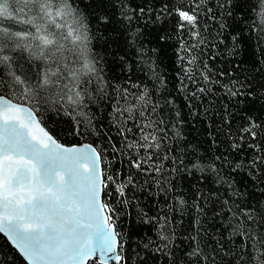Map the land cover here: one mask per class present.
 Instances as JSON below:
<instances>
[{"label": "snow or ice", "instance_id": "1", "mask_svg": "<svg viewBox=\"0 0 264 264\" xmlns=\"http://www.w3.org/2000/svg\"><path fill=\"white\" fill-rule=\"evenodd\" d=\"M245 4L250 11H256L255 20L247 13L239 21L234 17L233 10L243 12ZM118 7L120 20L115 22L124 23L133 45L143 35L135 22L145 16L154 15L157 21L162 16L171 17L173 31L187 37L178 49L183 76L177 74L182 84L180 91L188 92L185 99H198V94L211 91L208 84H219L232 97L244 95L235 80L226 83L212 80L213 75L223 77L224 73H212L198 53L202 55L200 46L206 43V21L216 25L217 37L227 32L226 38L232 42L229 51L240 48L241 40L246 39L243 35L246 29L255 33L258 43L264 41V0H161L159 13L153 12L148 0L143 5L120 0ZM95 20L113 23L106 15L96 16ZM89 31L88 20L76 7L75 0H0V233L30 264H96L97 260L103 264L109 261L125 264L121 254L123 237L116 223L119 214L107 198L114 192L117 198H123L119 203H129L127 191L129 186L135 187L131 169L151 176L153 183L171 191L169 182L160 177L167 171L163 161L174 162L176 158L160 151L169 148L167 130L164 120L153 116L158 115L159 105L151 103L147 86L138 95L125 89L124 103L115 108L117 114L125 117V124L128 120L138 121L137 138L125 144L134 153L128 157L127 172L105 171L101 167L103 150L98 151L92 144L60 143L45 126L42 114L38 115L44 105L66 102L72 111L65 114L72 117L75 134L85 136L94 130L91 118L81 110L88 106L85 96H92L87 85L99 76L97 61L89 47ZM165 38L158 37L161 41ZM20 52L27 53L33 68L39 64L33 76L18 74L19 65L13 53ZM181 52L183 55H179ZM137 54L146 55L143 49H137ZM154 76L163 82L155 72ZM189 83L194 90L189 89ZM247 95H254L250 86ZM129 96L134 99L129 100ZM240 119L245 123L237 129L236 140L230 147L237 152L251 148L255 156L246 162L243 159L236 162L232 170L247 169L249 175L259 172L264 182L261 171L264 145L249 144L246 139L256 141L264 136V123L251 116ZM120 134L127 141L123 128ZM220 159L215 157L207 167L217 172L215 162ZM191 167L202 170L205 165L193 161ZM184 203L179 200L180 205ZM227 204V200L223 201V206ZM240 214L248 223L231 226L232 234L241 240L235 252L226 251L219 242L216 247H201L197 233L191 236L189 250L182 258L184 264H218L217 256L222 260L229 254L233 256V264H264V231L257 232L253 227L259 216L264 228V208L249 206L240 209ZM232 215L235 217L236 213ZM150 222L157 226L161 241L156 252L167 257L169 264H180L179 258H173L175 236L170 215L151 217Z\"/></svg>", "mask_w": 264, "mask_h": 264}, {"label": "trees", "instance_id": "2", "mask_svg": "<svg viewBox=\"0 0 264 264\" xmlns=\"http://www.w3.org/2000/svg\"><path fill=\"white\" fill-rule=\"evenodd\" d=\"M148 2L153 12L159 13L161 0ZM119 3L120 0H115L114 3H109L108 0H75L76 7L88 20L89 47L99 69V76L93 77L92 83L87 85L92 93L91 98L85 96L88 106L81 109L91 118L94 130L85 136L76 135L72 117L65 114V111H72L66 102L51 107L44 105L39 108L38 115L42 114L45 126L60 142L67 145L89 142L98 151L102 149L105 171L119 169L122 173L127 172L130 168L128 157L134 153L126 149L125 144L137 138L138 121L128 120L125 124V117L117 114L115 108L124 103L122 93L125 89L138 95L141 88L147 86L151 92V103L159 105L158 115L153 116L162 118L167 130L166 143L169 148H162L160 151L168 152L176 159L174 162L163 161L167 171L160 177L162 181L169 182L171 191L153 183L151 176L131 169L135 187L129 186L127 191L129 203H119L118 200L123 198H117L114 192L111 198H107L119 214L116 223L123 237L121 254L125 258V264H169L167 257L156 252L161 241L157 226L150 222L151 217L162 218L166 214L171 217L175 236L173 258H179L180 264H184L182 258L189 250L191 236L197 233L201 247H216L219 242L226 251L231 249L235 252L241 240L232 234L231 226L248 223L240 214V209L249 206L264 208V182L261 181V173L249 175L247 169L232 170L236 162L242 159L246 162L255 156V152L251 148L237 152L230 147L236 140L234 134L237 129L245 123L240 117L251 116L258 123H264V41L258 43L255 33L246 29L243 33L246 39L241 40L240 48L229 51L232 49V42L226 38L227 32L217 37L216 25L206 21V43L200 46L202 55L198 53L199 58L212 73H224L223 77L213 75L212 80L223 83L235 80L238 82V90L244 95L232 97L219 84H208L211 91L198 94V99H185L188 92L180 91L182 84L177 74L183 76L178 49L182 40L187 37L173 31L174 20L171 17L162 16L157 21L154 15L145 16L135 22L143 35L133 45L124 23L115 22L120 20ZM133 3L143 5L145 0H133ZM244 13L255 20L256 11H250L246 4L243 12L233 10L237 21L243 18ZM101 15L108 16L113 23H98L95 17ZM228 23L231 24L232 21ZM160 36L166 38L161 41L158 39ZM137 49H143L146 55H138ZM13 55L19 65L18 74L23 72L27 76H33L38 70L39 64L33 68L27 53ZM154 72L162 78V83L155 79ZM185 83L188 82L185 80ZM240 84L245 87L239 88ZM136 85L141 87L137 88ZM188 86L194 90L193 85L189 83ZM249 86L254 92L253 96L247 95ZM128 99L133 100L134 97L129 96ZM121 128L127 141L120 134ZM129 128L132 129L131 132L127 131ZM246 139L249 144L264 145V136L256 141ZM218 156L221 159L215 162V168L219 176L207 167L208 162ZM181 160L183 164H180ZM193 161H199L205 167L202 170L194 169L191 167ZM157 163L160 161L157 160ZM173 168L175 171H172ZM180 199L185 201L183 205L179 204ZM225 200L228 201L227 206H223ZM232 213H236L235 217ZM253 227L257 232L264 231L260 226L259 216ZM144 245L148 247L145 248ZM216 259L218 264H233L231 254L224 256L222 260L221 256ZM0 264H29L2 233ZM96 264L101 263L97 260Z\"/></svg>", "mask_w": 264, "mask_h": 264}, {"label": "water", "instance_id": "3", "mask_svg": "<svg viewBox=\"0 0 264 264\" xmlns=\"http://www.w3.org/2000/svg\"><path fill=\"white\" fill-rule=\"evenodd\" d=\"M57 139V138H56ZM58 140V139H57ZM59 141V140H58ZM60 142V141H59ZM60 143H62V142H60ZM62 144H64V143H62ZM82 144H91V143H89V142H83V143H81V144H74V145H76V146H80V145H82ZM66 146H71V145H67V144H65ZM93 145V144H92ZM94 146V145H93ZM95 147V146H94ZM101 167L103 168V164H102V161H101ZM2 234H4V233H2ZM5 235V234H4ZM14 246V245H13ZM15 247V246H14ZM26 260V259H25ZM27 261V260H26ZM101 264H103V262L102 261H100V260H98ZM29 264H30V262L29 261H27ZM109 264H116V262H114V261H109Z\"/></svg>", "mask_w": 264, "mask_h": 264}, {"label": "rangeland", "instance_id": "4", "mask_svg": "<svg viewBox=\"0 0 264 264\" xmlns=\"http://www.w3.org/2000/svg\"><path fill=\"white\" fill-rule=\"evenodd\" d=\"M23 27H26V26H21V28H23Z\"/></svg>", "mask_w": 264, "mask_h": 264}]
</instances>
